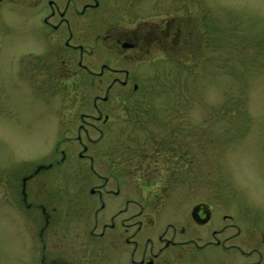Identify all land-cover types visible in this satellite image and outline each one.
<instances>
[{"label":"rangeland","instance_id":"1","mask_svg":"<svg viewBox=\"0 0 264 264\" xmlns=\"http://www.w3.org/2000/svg\"><path fill=\"white\" fill-rule=\"evenodd\" d=\"M119 3L122 26L135 27L142 7L152 23L161 18L183 23L189 40L184 43L183 36L174 51L145 60L142 72L133 74L137 92L111 90L103 110L110 122L97 123L108 132L96 143H88L82 132L86 152L76 138L80 116L97 114L92 101L104 95L108 78L90 82L80 75L79 83L48 90L51 103L42 104V110L41 102L18 99L15 93L12 116L0 117V264H41L43 244L45 257H58V264L60 257L65 264H100L99 246L88 235L97 206L89 210L82 201L102 182L92 174L89 158L79 153L95 157L96 169L112 177L109 188L119 183L124 196L158 211L162 228L168 222L181 225L192 206L206 203L213 218L193 234L208 236L234 223L243 249H264V0ZM24 42L10 40L2 55L17 53ZM97 44L98 57L105 51ZM3 66L0 61V72ZM88 129L90 139L99 138ZM41 165L25 186L23 177ZM23 187L29 201L46 204L47 226L40 212L25 213ZM74 198L87 209L85 217ZM235 231L228 228L224 235ZM82 241H90L93 249L76 250ZM113 258L112 253L106 264ZM214 258V264L246 260L211 248L193 255L191 264H212Z\"/></svg>","mask_w":264,"mask_h":264},{"label":"flooded vegetation","instance_id":"2","mask_svg":"<svg viewBox=\"0 0 264 264\" xmlns=\"http://www.w3.org/2000/svg\"><path fill=\"white\" fill-rule=\"evenodd\" d=\"M119 1L125 0H0V61L4 65L0 72V117L12 116L17 105L15 93H19L18 99L41 102L42 110V104L51 103L48 90L61 89L68 82L79 83L82 81L80 75L90 82L103 81L105 77L109 82L104 95H96L92 101L97 114H82V123L76 131V138L86 148L85 152L89 146L83 143L82 132L88 143L100 140L108 129H102L97 123L108 125L110 122V115L103 110L111 90L119 86L127 94L137 92L139 85L133 74L142 72L143 62L159 53L165 56L174 51L183 36L187 37L184 43L189 40L181 27L183 23L162 18L160 22L152 23L148 17H143L142 7L140 21L135 27L122 26L116 12ZM16 38L25 41L23 48L17 53L9 51V55H2L7 43ZM97 41L105 51L98 57ZM41 115V112L37 115L38 121H42ZM88 127L97 131L99 138L90 139ZM79 157L89 158L92 174L102 182L95 184L90 189V197L82 201L89 210L97 206L92 211V219L89 216L92 227L88 235L99 246L97 262L100 264H106L112 253L115 258L111 264H191L193 255L211 248L242 255L246 259L243 264H264V249L245 250L238 244L236 239L240 231L234 223L213 229L208 236L193 234V229L207 226L213 218L212 209L206 203L192 206L183 215L181 225L168 222L162 228L158 225V211L147 210L141 201L124 196L119 183L115 190L108 187L112 177L96 169L95 157L85 153H79ZM42 169V165L38 166L23 177V184L26 186L35 179ZM24 188L20 201L26 208L25 213L37 215L40 212L47 226L51 217L46 204L29 201ZM117 198L121 199L111 206L112 200ZM73 203L85 217L87 209L75 198ZM133 205L138 209H130ZM229 217L223 215V219ZM228 228L236 231L224 235ZM43 231L44 228L40 230L41 237ZM85 242L89 244L90 241ZM86 243L82 241L75 249L92 250V244L88 247ZM46 248L47 244H43L42 249L45 251ZM44 251L41 264H48L47 261L58 264V257L47 259ZM61 252L58 255L63 256ZM60 259L65 264L64 258ZM213 260L212 264L215 258Z\"/></svg>","mask_w":264,"mask_h":264},{"label":"water","instance_id":"3","mask_svg":"<svg viewBox=\"0 0 264 264\" xmlns=\"http://www.w3.org/2000/svg\"><path fill=\"white\" fill-rule=\"evenodd\" d=\"M85 149H86V148H85ZM85 149H84V150H85Z\"/></svg>","mask_w":264,"mask_h":264}]
</instances>
